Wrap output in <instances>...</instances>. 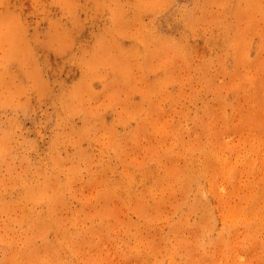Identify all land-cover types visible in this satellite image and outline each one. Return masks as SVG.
<instances>
[{"label":"rangeland","instance_id":"1","mask_svg":"<svg viewBox=\"0 0 264 264\" xmlns=\"http://www.w3.org/2000/svg\"><path fill=\"white\" fill-rule=\"evenodd\" d=\"M0 264H264V0H0Z\"/></svg>","mask_w":264,"mask_h":264}]
</instances>
